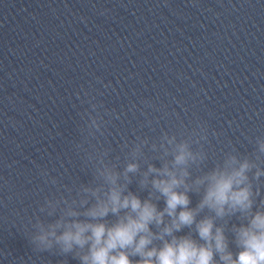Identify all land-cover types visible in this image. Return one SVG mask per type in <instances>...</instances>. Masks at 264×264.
<instances>
[{
  "label": "clouds",
  "instance_id": "clouds-1",
  "mask_svg": "<svg viewBox=\"0 0 264 264\" xmlns=\"http://www.w3.org/2000/svg\"><path fill=\"white\" fill-rule=\"evenodd\" d=\"M83 95L89 109L81 113L74 147L91 180L65 185L40 204L39 213L53 219L30 221L27 239L35 251L78 264H264V135L252 153L232 147L208 168V128L197 122L162 130L156 139L125 141L121 164L110 147L92 143L104 134L109 113L89 91ZM41 175L58 184L47 170ZM190 193L199 197L194 207Z\"/></svg>",
  "mask_w": 264,
  "mask_h": 264
}]
</instances>
